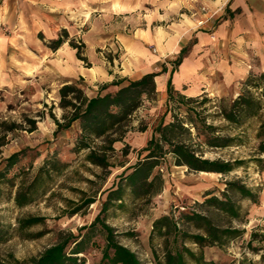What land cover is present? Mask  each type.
<instances>
[{
    "label": "rangeland",
    "instance_id": "1",
    "mask_svg": "<svg viewBox=\"0 0 264 264\" xmlns=\"http://www.w3.org/2000/svg\"><path fill=\"white\" fill-rule=\"evenodd\" d=\"M76 26L84 30L83 25ZM77 34L69 41L77 44L84 55L86 45ZM36 35L40 39L34 38V34L23 26L0 22V136L3 138L0 168L10 153L21 150L22 154L0 178V229L5 236L0 241V259L29 260L57 241L60 234L64 236L70 230L85 233V250L79 253L82 264H95L101 255L104 231L99 224L88 231L87 225L98 213L107 188L118 180L125 166L136 160L137 149L145 145L152 127L165 109L166 92L163 89L151 97H144L125 124L116 130L114 135L120 137L112 143L113 149L104 147L108 155L107 166L92 164L85 158L88 148L74 150L75 136L79 132L77 122L55 132L56 124L50 112L62 119L64 109L59 104V87L63 77L54 62V55L48 50L47 54L43 47H50L54 38L43 39L41 33ZM106 47L101 45L97 49L103 50L107 59L118 60V53L109 52ZM249 73L201 70L199 80L193 76L182 84L183 89L197 92L189 95L196 100L188 106H195L208 122L223 126L219 132L240 135L238 144L207 147L202 150L203 155L231 160L244 158L243 165L228 173L199 171L175 164L173 156L165 154L155 167L163 180L158 191L133 198L126 189L122 201H114L103 213L105 221L113 227L115 238L131 248L142 264H156L154 254L162 256L167 240L166 235L151 234L152 221L169 214L180 229L194 232L196 229L182 218L183 212L192 211L207 214L218 226L242 229L239 235L221 245L203 246L204 258L211 262L209 264H264V153L256 150L259 140L256 132L260 121L264 120V107L257 116L238 127L230 126L215 113L218 105L228 104L243 90ZM69 82H75L85 94L89 92L85 91L86 82L82 77ZM91 88L95 90V87ZM202 96L210 100L198 102ZM33 118L35 127L30 130ZM169 119L168 112L164 121ZM91 144L99 146L101 139L95 138ZM254 156H261L262 160L255 161ZM45 161L50 167L57 163L56 169H50V175L43 174L38 179L33 200L22 206L16 205L14 195L17 188L29 184L39 165ZM230 179L246 184L255 194L251 199L229 191L238 210L237 217L213 204L203 203L206 192L223 197L221 191L225 181ZM156 184L150 190L155 189ZM88 196H93L94 201L71 213L72 208ZM27 215H40L44 219L20 230L17 220ZM26 232L29 235H25ZM186 244L198 250L196 244Z\"/></svg>",
    "mask_w": 264,
    "mask_h": 264
},
{
    "label": "trees",
    "instance_id": "2",
    "mask_svg": "<svg viewBox=\"0 0 264 264\" xmlns=\"http://www.w3.org/2000/svg\"><path fill=\"white\" fill-rule=\"evenodd\" d=\"M64 41L62 36L51 41L50 47L56 48ZM70 45L76 48V56L84 60L79 46L71 40ZM187 46H182L179 52L171 59V68L165 84V109L159 121L152 127L145 145L137 149L136 160L123 168L118 180L109 188L105 199L94 219L87 225L88 231L99 224L104 231V242L101 246V255L95 264H142L136 253L115 238L113 227L104 219L103 213L114 201H122L126 189L133 198L149 195L158 191L162 186V177L155 167L165 154H171L175 164L186 165L188 168L199 171H214L228 173L237 166L243 165L246 159H222L211 158L203 155L204 148L225 147L238 144L240 135H227L219 132L223 126L208 122L205 115H200L195 106H188L196 100L193 96L186 95L176 89L172 82V73L181 62ZM166 65L161 63L158 70L144 72L138 77L130 78L120 76L110 83H103L97 92L91 96L84 93L83 89L75 82H66L59 87V104L64 109L62 119L50 112L56 129L68 128L73 122H77L79 132L75 136L74 150L88 148L85 158L98 166L108 165V155L104 147L113 149L112 143L119 139L115 136L120 129L140 106L144 97H151L156 93L155 75L166 71ZM113 85V89H108ZM257 90V91H256ZM210 98L202 96V101ZM264 107V71H250L244 80V88L228 104H220L215 110L217 116L233 127L241 126L247 119L257 116ZM67 109V110H66ZM170 113L171 119L164 121L166 113ZM31 121L30 130L35 127V119ZM194 128L195 131L192 130ZM143 129V128H141ZM259 140L256 146L257 152L264 153V120H261L256 132ZM95 138L101 139V144H91ZM0 136V144L3 143ZM237 140V141H236ZM125 151V150H124ZM21 150L10 153L3 159V168H0V178L8 169L17 163L21 157ZM252 159L261 161V156ZM47 161L39 165L33 179L25 187H18L14 202L22 206L34 199L38 179L46 174L50 175V169H56V164L50 167ZM46 165V167H45ZM155 189L150 190L153 184ZM229 191L238 192L241 196L254 199L253 190L237 179L225 181L221 191L223 197L206 192L203 203L213 204L216 208L237 217L238 210L229 196ZM93 196L84 198L83 202L74 206L71 213L76 212L84 205L94 201ZM182 218L196 229L194 232L182 230L177 226V221L169 214H163L152 221L151 234L166 235L167 240L162 256L156 253V264H209L204 258L203 246L221 245L230 238L239 235L241 228L233 226L221 227L213 223L210 217L200 211L183 212ZM43 216L27 215L18 218V228L26 229L33 224L43 221ZM26 232L25 235H29ZM89 234V233H87ZM5 236L0 229V241ZM194 243L198 250H194L186 244ZM85 250V233L66 231L64 236L54 243L46 246L38 255L29 260L0 259V264H82L83 258L79 253Z\"/></svg>",
    "mask_w": 264,
    "mask_h": 264
},
{
    "label": "crops",
    "instance_id": "3",
    "mask_svg": "<svg viewBox=\"0 0 264 264\" xmlns=\"http://www.w3.org/2000/svg\"><path fill=\"white\" fill-rule=\"evenodd\" d=\"M202 4L213 15L198 25ZM0 22L23 26L36 39L38 33L43 39L62 36L64 41L56 48L43 47L54 55L63 77L60 84L82 77L88 96L97 92L99 84L120 76L138 77L164 63L167 70L154 77L161 92L171 59L182 46L187 51L172 73V82L186 95L197 92L183 89L182 84L193 76L199 80L201 70L264 71V0H0ZM76 34L86 45L83 54L88 64L68 42ZM101 45L117 52L118 60L107 59L97 49Z\"/></svg>",
    "mask_w": 264,
    "mask_h": 264
},
{
    "label": "built area",
    "instance_id": "4",
    "mask_svg": "<svg viewBox=\"0 0 264 264\" xmlns=\"http://www.w3.org/2000/svg\"><path fill=\"white\" fill-rule=\"evenodd\" d=\"M199 11L202 15L197 20L198 25L204 24L213 15V12H210L204 4L200 6Z\"/></svg>",
    "mask_w": 264,
    "mask_h": 264
}]
</instances>
